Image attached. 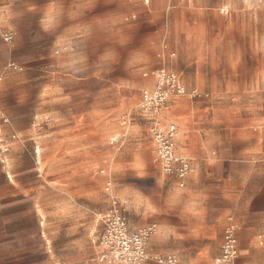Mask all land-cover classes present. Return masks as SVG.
Here are the masks:
<instances>
[{
	"label": "rangeland",
	"instance_id": "1",
	"mask_svg": "<svg viewBox=\"0 0 264 264\" xmlns=\"http://www.w3.org/2000/svg\"><path fill=\"white\" fill-rule=\"evenodd\" d=\"M10 62L22 68L5 71ZM164 63L186 92L169 97L161 126L174 121L180 135L169 112L183 102L204 129L201 187L179 189L152 161L139 103L154 84L146 71ZM230 64V84L247 87L232 98ZM263 74L264 0H0V264H98L108 181L129 198L131 223L168 212L197 221L199 237L162 232L152 256L217 249L227 215L240 233L264 230V143L235 108L264 110ZM249 255L264 262V245L253 239Z\"/></svg>",
	"mask_w": 264,
	"mask_h": 264
},
{
	"label": "built area",
	"instance_id": "2",
	"mask_svg": "<svg viewBox=\"0 0 264 264\" xmlns=\"http://www.w3.org/2000/svg\"><path fill=\"white\" fill-rule=\"evenodd\" d=\"M2 36L8 43L14 39L9 31L2 32ZM169 55L172 56L174 53L169 52ZM20 69L21 66L13 62L4 67L5 71ZM145 75L153 77L154 84L151 88L141 91L139 106L147 113L152 123L150 131L154 143V162L159 166L162 175L173 177L178 187L182 188L191 172V163L187 157L176 151L177 125L171 121L166 126H161L158 113L171 95L185 94L186 86L175 72L166 67L165 63L159 68L146 71ZM3 121L8 120L3 118ZM14 137L13 134L12 138ZM7 150V146L0 144L1 152ZM105 189L110 197L107 208L100 217V229L96 237L97 243L102 247V251L97 255L98 264H148L149 262L181 264L176 254L152 256L148 252V244L157 230V224L131 227L128 221V198L110 194L111 182L109 181ZM237 230V222L232 216H228L220 251L212 264H237L239 255Z\"/></svg>",
	"mask_w": 264,
	"mask_h": 264
},
{
	"label": "crops",
	"instance_id": "3",
	"mask_svg": "<svg viewBox=\"0 0 264 264\" xmlns=\"http://www.w3.org/2000/svg\"><path fill=\"white\" fill-rule=\"evenodd\" d=\"M22 68V65H21ZM230 71L232 72L229 74V98H232L236 93L238 92H245L247 91V87L240 88V87H235L233 84H230V81L233 79H236L238 76L233 74L234 72V64H230ZM264 79V74L262 75ZM261 78L260 80L263 81ZM195 84H198L197 79L195 80ZM241 89V91H240ZM235 102V101H233ZM235 108L239 111H242V113L247 115V118H245L246 125L243 127V133L249 132L251 133L256 132L255 141L262 142L264 143V110L259 108V107H254L255 105H250V104H238L235 102ZM171 118L175 119L179 128H180V135L178 136L176 140V151L177 153L181 154L184 157H187L191 163V172L189 173L186 181H185V186L184 187H178L176 179L173 177L169 176H164L162 175L163 178L166 180L172 181L176 187L179 189H185L187 185L189 184V187H201L202 184V179L204 178L205 175L210 176L207 174V167L205 166V162L202 163L203 159H200L203 157V149L205 146L204 140L206 138H203L206 134H204L203 130L199 127L198 124L195 123L193 119L189 117V109L188 107L183 103L180 102L176 106H174L171 111ZM166 120L165 118H163ZM174 122V121H173ZM260 142V143H261ZM202 152V153H201ZM152 161L154 162V150H152ZM198 155V158L194 159L192 155ZM191 155V156H190ZM39 160H40V155H39ZM204 160L206 161L207 164L210 162H213L216 159L214 155L207 154L204 156ZM155 163V162H154ZM203 169V170H201ZM205 170V173L203 175H200L198 178V172H203ZM221 193L220 196H223V192L220 189ZM126 197V196H123ZM128 198V197H126ZM128 221L131 227H139V226H145L150 223H156L157 224V230L151 237L149 244H148V252L152 249L160 250L162 249L163 243H159L156 246L155 239L164 232L166 236H169L170 234L177 233L178 238H196L199 237L201 233L200 229L197 227V221L191 216L189 213H171L168 212L167 215L164 216V218H159L156 216H149L147 221L144 224H134L131 223L130 221V200L128 198ZM223 215V212H220L217 214V223L213 225L209 232L215 233L217 229L220 226V220ZM231 215H227L224 219L223 225H222V230H221V240L219 247L215 250H206L205 253L202 256H193L190 257L189 259H184L182 256L177 255L180 263L181 264H212L213 259L219 254L220 251V245L222 243L223 239V230L224 226L226 224V218ZM236 221V220H235ZM237 222V221H236ZM238 224V223H237ZM237 236H238V259H237V264H256V263H263L262 261H252L251 256L248 255L249 249H252V240L254 239L255 244L258 247H262L264 245V230L257 231L255 234H252L251 236L248 235V232H241L240 233V227L238 225V230H237ZM169 238V237H166ZM240 240L242 241V245L240 246ZM166 242V241H165ZM155 246V247H154ZM218 250V251H217ZM215 252L213 258L211 256V253ZM244 255L246 259H242L241 256ZM148 264H156L155 262H149Z\"/></svg>",
	"mask_w": 264,
	"mask_h": 264
},
{
	"label": "bare ground",
	"instance_id": "4",
	"mask_svg": "<svg viewBox=\"0 0 264 264\" xmlns=\"http://www.w3.org/2000/svg\"><path fill=\"white\" fill-rule=\"evenodd\" d=\"M178 135H179V132H178V134H177L176 140H177V138H178ZM38 148H39V147H38ZM38 148H37V150H36V151H37V154H38V155H37V162L40 163V160H39V151H40V150H39Z\"/></svg>",
	"mask_w": 264,
	"mask_h": 264
}]
</instances>
